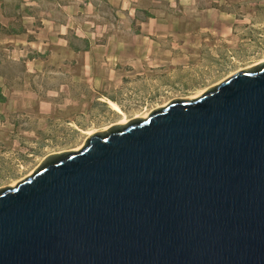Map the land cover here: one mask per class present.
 Listing matches in <instances>:
<instances>
[{
  "label": "water",
  "instance_id": "95a60500",
  "mask_svg": "<svg viewBox=\"0 0 264 264\" xmlns=\"http://www.w3.org/2000/svg\"><path fill=\"white\" fill-rule=\"evenodd\" d=\"M0 264H264V61L0 188Z\"/></svg>",
  "mask_w": 264,
  "mask_h": 264
},
{
  "label": "rangeland",
  "instance_id": "374dc122",
  "mask_svg": "<svg viewBox=\"0 0 264 264\" xmlns=\"http://www.w3.org/2000/svg\"><path fill=\"white\" fill-rule=\"evenodd\" d=\"M162 1H168L175 16L166 14V21L150 25L168 28L177 37L164 49L170 55L165 66H151L145 72L147 81L141 78L132 84L135 100L125 111L129 120L172 99L193 96L236 69L251 67L264 58V0H215V7L211 0H203V9L191 0ZM158 3L162 4L143 0L136 9L139 15L147 8L161 17L165 12L155 8ZM222 3L223 10L218 8ZM104 17L108 30L116 20L111 15ZM131 19H120L114 33H118L117 39L130 36L126 27ZM112 32L108 31V37ZM203 33L208 34L206 40H201ZM183 38L187 43H182ZM190 39L206 43L205 52L198 50L201 45L189 46ZM16 45L24 49H15ZM0 50L8 60L25 59V71L11 86L0 78L5 96L0 102V188L28 175L45 155L83 145L85 130L100 131L120 120L121 115L96 99L98 89L90 79L95 73L88 75L83 67L85 57L73 55L62 42L50 43L42 61L25 56H33L36 47L6 42L1 36ZM102 72L111 74L110 70Z\"/></svg>",
  "mask_w": 264,
  "mask_h": 264
},
{
  "label": "crops",
  "instance_id": "0c3cea01",
  "mask_svg": "<svg viewBox=\"0 0 264 264\" xmlns=\"http://www.w3.org/2000/svg\"><path fill=\"white\" fill-rule=\"evenodd\" d=\"M142 1L0 0V36L6 42L14 41L15 44L36 47L33 56L29 53L25 56L41 61L46 57L50 43L55 40L57 43L62 42L73 55L85 57L83 67L87 68L88 75L95 73L89 78L98 89L96 99L105 104L107 99L111 100L125 112L129 109V103L135 100L132 91L136 87L132 84L136 83V79L143 78L147 81L149 77L145 72L150 71L151 66H165L170 55L167 56L164 49L170 46L172 38L177 37L168 32V28L159 26L154 29L150 25L151 22H156L154 18L148 17L136 26L133 24L134 12L136 8H140ZM191 2L195 5L194 0ZM105 14L116 20L110 25L112 29L109 27L106 30L108 23L104 21ZM129 16L132 19L126 32L130 36L117 39L120 19ZM108 31H113L109 37ZM201 35V40H206L208 34ZM189 41V46L201 45L198 50L205 52L206 43L191 39ZM184 42L187 43V39L183 38L182 43ZM16 46L18 47L14 46L15 49H24L23 46ZM106 70H110L111 74L102 72Z\"/></svg>",
  "mask_w": 264,
  "mask_h": 264
},
{
  "label": "trees",
  "instance_id": "16d2710c",
  "mask_svg": "<svg viewBox=\"0 0 264 264\" xmlns=\"http://www.w3.org/2000/svg\"><path fill=\"white\" fill-rule=\"evenodd\" d=\"M155 2H162V4H156L157 9H162L165 13L159 17L156 13H153L152 11H149L148 9H142L143 15H139V11L136 13V16L134 18L133 23H135V20H146V18H154L157 22H163L166 21V14L175 16L174 14V8L171 7V5L168 3V1H162V0H154ZM196 2V5L198 8L203 9L204 2L203 0H194ZM212 6H217L218 3L215 0H211ZM164 6V8L157 7V6ZM224 7L223 3L219 5V9H222ZM223 10V9H222ZM77 38V37H75ZM82 42V41H81ZM83 44V42H82ZM79 47V46H78ZM76 47V49L78 48ZM25 59L19 58L17 60H8L4 57L3 52L0 50V78L4 79L5 84L11 86L12 82H16L17 78L20 76L22 72L25 71V65H24ZM5 100V96L2 94V86L0 85V102H3Z\"/></svg>",
  "mask_w": 264,
  "mask_h": 264
},
{
  "label": "bare ground",
  "instance_id": "6f19581e",
  "mask_svg": "<svg viewBox=\"0 0 264 264\" xmlns=\"http://www.w3.org/2000/svg\"><path fill=\"white\" fill-rule=\"evenodd\" d=\"M262 61H264V58L261 59L260 61L256 62L255 64H257V63H259V62H262ZM248 67H249V66H246V67H242V68L236 69L235 71H233L232 73H230L228 76H230V75H232L233 73L238 72V71H240V70L246 69V68H248ZM228 76L222 78L220 81H218L216 84H214V86L217 85L218 83L224 81ZM211 87H213V86H211ZM208 88H210V87H207V88H205V89H202L201 91H199L198 93H196V94L193 95V96L180 97V98H177V99H193V98L198 97L199 95H201V94H202L204 91H206ZM172 100H173V99H172ZM170 101H171V100H170ZM170 101H168V102H166V103H164V104H162V105H160V106H158V107H156V108L163 107V106L167 105ZM106 103H107V104L110 106V108L113 109L117 114L121 115V118H120L119 121H117V123H119V124H125L127 121H129V119L125 116V112L119 107L118 104H116L115 102H113V101H111V100H108V99L106 100ZM156 108H155V109H156ZM152 110H154V109H152ZM152 110H150V111H148V112H146V113H144V114H142V115H140V116H137V117H138V118H145V117L148 115V113H150ZM104 129H106V128H104ZM94 132H95V130H85V134H86L87 136L91 135V134L94 133ZM82 146H83L82 144H79L77 147L70 148V149H66V150H62V151H59V152H69V151L79 150V149L82 148ZM31 173H32V172H30L28 175H30ZM28 175H26L25 177H27ZM25 177H23L22 179H24ZM22 179H20V180H22ZM20 180H18V181H20ZM18 181H15V182H13V183L7 185V186H15V184H16Z\"/></svg>",
  "mask_w": 264,
  "mask_h": 264
}]
</instances>
